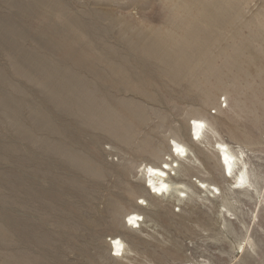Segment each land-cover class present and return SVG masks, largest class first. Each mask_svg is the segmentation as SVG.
Returning <instances> with one entry per match:
<instances>
[{
  "label": "rangeland",
  "instance_id": "374dc122",
  "mask_svg": "<svg viewBox=\"0 0 264 264\" xmlns=\"http://www.w3.org/2000/svg\"><path fill=\"white\" fill-rule=\"evenodd\" d=\"M62 1L0 0V264H264V149L246 148L251 185L223 199L218 230H201L216 216L202 198L162 203L142 230L124 220L137 203L151 210L138 168L153 160L147 146L165 142L164 155L174 133L190 142L183 126L211 90L205 113L224 124V142L264 141V0H220L229 14L218 17L216 0ZM156 39L181 45L171 68L149 56ZM80 157L83 169L72 165ZM113 235L128 256L110 257Z\"/></svg>",
  "mask_w": 264,
  "mask_h": 264
},
{
  "label": "bare ground",
  "instance_id": "6f19581e",
  "mask_svg": "<svg viewBox=\"0 0 264 264\" xmlns=\"http://www.w3.org/2000/svg\"><path fill=\"white\" fill-rule=\"evenodd\" d=\"M62 1V0H61ZM76 1V0H74ZM128 1V0H127ZM185 1V0H184ZM212 1V0H209ZM218 1V3H216L217 7H215L217 9V15L216 17H218L219 15L221 16H227L228 13V9L226 7V5L222 4L220 0H216ZM145 2V1H143ZM58 3V1H57ZM63 3V1H62ZM142 3V2H141ZM230 3V2H229ZM147 4V3H146ZM264 4V3H263ZM137 5V4H135ZM206 5H208L206 3ZM61 6V5H60ZM59 6V7H60ZM63 6V5H62ZM126 6V5H125ZM128 6V5H127ZM239 5H237L238 7ZM165 7V6H164ZM196 7V6H195ZM207 7V6H206ZM236 7V8H237ZM261 7V6H260ZM61 8V7H60ZM121 8V7H120ZM130 8V7H129ZM33 9V8H32ZM31 9V11H32ZM43 9V8H42ZM54 9V8H53ZM63 9V8H62ZM194 9V7H193ZM47 10V9H46ZM124 10V9H123ZM61 11V9H60ZM201 11V10H200ZM189 12V11H188ZM192 12V11H191ZM261 12V11H260ZM51 13V10H50ZM206 13V12H205ZM233 13V12H232ZM207 14V13H206ZM210 14V13H209ZM240 14V13H239ZM203 15V14H202ZM211 15V14H210ZM213 15V14H212ZM211 15V16H212ZM209 16V15H208ZM215 16V15H214ZM203 17V16H202ZM207 17V16H206ZM240 17V16H239ZM228 18V17H227ZM226 18V19H227ZM80 19V18H79ZM195 19V18H194ZM199 19V18H198ZM204 19V18H203ZM210 19V18H209ZM213 19V17L211 18V20ZM246 19V18H245ZM214 20V19H213ZM221 19L217 20L220 21ZM228 20V19H227ZM261 20V19H260ZM259 20V22H260ZM207 21V20H205ZM209 21V20H208ZM224 21V20H221ZM253 21V20H252ZM255 21V20H254ZM76 22V21H75ZM210 23V21L208 22ZM212 23V21H211ZM222 23V22H221ZM230 23V22H229ZM258 23V22H257ZM256 23V24H257ZM17 24V23H16ZM213 24V23H212ZM252 25V26H256ZM175 25V24H174ZM210 25V24H209ZM230 25V24H229ZM246 25V23H245ZM249 25V24H248ZM70 26V25H69ZM234 26V25H233ZM67 27V26H66ZM214 27V26H213ZM216 27V25H215ZM231 27V26H230ZM236 27V25H235ZM242 28V27H241ZM84 29V28H83ZM219 30V29H218ZM238 30V29H237ZM251 30V29H250ZM171 31V30H169ZM217 31V30H216ZM215 31V32H216ZM255 31V30H253ZM67 32V31H66ZM167 32V31H166ZM214 32V31H212ZM234 33V31H233ZM237 33V32H236ZM249 33V32H248ZM166 34V33H165ZM203 34V32H202ZM105 35V34H104ZM160 35V34H159ZM167 35V34H166ZM175 35V34H174ZM247 35V33H246ZM102 36V35H101ZM170 36V35H169ZM211 36V35H210ZM248 36V35H247ZM149 37V36H148ZM177 37V36H176ZM185 37V36H184ZM199 37V36H198ZM170 38V37H169ZM212 38V37H211ZM217 37H215L216 39ZM250 38L252 39V37L250 36ZM254 38V37H253ZM147 39V38H146ZM178 39V38H177ZM187 39V38H185ZM210 39V38H209ZM249 39V38H248ZM255 39V38H254ZM158 42H156V44H151L152 47H149L148 49V54L149 56L155 61V62H162V63H166L168 65L169 68H171V64H173L176 60H180L179 57L181 55H179L181 52H176L177 48H179L181 45H177L174 48H167L164 49V47H160L159 46V39H156ZM161 40V39H160ZM166 40V39H165ZM171 40V39H170ZM217 40V39H216ZM184 41V40H183ZM192 41V39L190 40ZM203 41V40H202ZM206 41V40H205ZM165 42V41H164ZM171 42V41H168ZM189 42V41H188ZM210 42V41H209ZM212 42V41H211ZM210 42V43H211ZM224 42V41H223ZM227 42V41H226ZM161 43V42H160ZM167 43V42H166ZM173 43V42H172ZM171 43V44H172ZM191 43V42H190ZM213 43V42H212ZM219 43V42H218ZM254 43V42H253ZM169 43H167L168 45ZM252 44V43H251ZM259 43H257L258 45ZM140 45V44H139ZM170 45V44H169ZM168 45V46H169ZM194 45V44H193ZM215 45V44H214ZM218 45V44H217ZM222 45V44H221ZM220 45V46H221ZM231 45V44H230ZM248 45V44H247ZM256 45V44H255ZM256 45V46H257ZM146 46V43H145ZM166 46V47H168ZM189 46V45H188ZM224 46V45H223ZM222 46V47H223ZM249 46V45H248ZM262 46V45H261ZM45 47V46H44ZM48 47V46H47ZM170 47V46H169ZM259 47V46H257ZM51 48V47H50ZM188 49H190V47H187ZM186 48V50H187ZM210 48V47H209ZM243 48V47H242ZM241 48V49H242ZM141 49V48H140ZM214 49V47H213ZM230 49V48H229ZM50 50V49H49ZM146 50V49H145ZM182 50V49H181ZM180 50V51H181ZM185 49H183L184 52ZM211 50V49H210ZM85 51V50H84ZM189 51V50H188ZM193 51V50H192ZM198 51V50H197ZM244 51V50H243ZM259 51V50H258ZM264 51V49H263ZM225 52H227L226 50L224 51V55ZM233 52V51H232ZM238 53H240L239 51H237ZM236 52V53H237ZM257 52V51H256ZM99 53V52H98ZM142 53V52H141ZM249 53V52H246ZM251 53V52H250ZM254 53V52H253ZM164 54V55H163ZM206 54V53H205ZM244 54V53H243ZM132 55V54H131ZM140 55V54H139ZM214 55V54H213ZM221 55H223L221 53ZM228 55V54H227ZM247 55V54H246ZM57 56V55H56ZM80 56V55H79ZM130 56V55H129ZM142 56V55H141ZM140 56V57H141ZM216 56V55H215ZM237 56V55H236ZM242 56V55H241ZM240 56V57H241ZM258 56V55H257ZM77 57V56H76ZM86 57V56H85ZM168 57H171L172 62H167L170 61L168 59ZM225 57L228 58V56L225 55ZM233 57V56H232ZM239 57V58H240ZM244 57V56H243ZM263 57V56H262ZM261 57V59H262ZM60 58V57H58ZM73 58V57H72ZM131 58V57H130ZM137 58V57H136ZM193 58V57H192ZM202 58V57H201ZM220 58V57H219ZM234 58V57H233ZM83 59V58H82ZM132 59V58H131ZM183 59V58H182ZM187 59V58H186ZM195 59V58H194ZM242 59V58H240ZM245 59V58H244ZM257 59V58H256ZM260 59V61H261ZM60 60V59H59ZM63 60V59H62ZM68 60V59H67ZM72 60V59H71ZM70 60V61H71ZM77 60H79V58L77 57ZM144 60V59H143ZM203 60L204 57H203ZM264 60V59H262ZM81 61V60H80ZM80 61H77V63ZM200 61V60H199ZM217 61V60H216ZM233 61V60H232ZM244 61V60H243ZM64 62V61H63ZM74 62V61H73ZM72 62V63H73ZM144 62V61H143ZM177 62V61H176ZM187 61H185L186 63ZM201 62V61H200ZM209 62V61H208ZM221 62V61H220ZM178 63V62H177ZM182 63V62H181ZM180 63V64H181ZM246 63V62H245ZM253 63V62H252ZM42 64H44L42 62ZM82 64V62H81ZM176 64V63H175ZM187 64V63H186ZM216 64V62H215ZM230 64V63H229ZM227 64V65H229ZM254 64H256L254 62ZM40 65V64H39ZM38 65V66H39ZM218 65V64H217ZM231 65V64H230ZM258 65V64H257ZM262 65V64H261ZM77 66V65H76ZM200 66V65H198ZM203 66V65H202ZM200 66V68L202 67ZM206 66V64H205ZM223 67V65H221ZM245 66V65H242ZM250 66V65H249ZM252 66V64H251ZM40 67V66H39ZM43 67V66H42ZM78 67V66H77ZM174 67V66H173ZM193 67V66H192ZM211 68V66H209ZM214 67V66H212ZM220 67V66H219ZM228 67V66H227ZM258 67V66H257ZM180 68V67H179ZM194 68V67H193ZM204 68V67H203ZM215 68V67H214ZM230 68V67H229ZM240 68V67H239ZM246 68V67H245ZM83 69V68H82ZM149 69V68H148ZM154 69V68H153ZM159 69V68H158ZM164 69V68H163ZM162 69V70H163ZM177 69V68H176ZM220 69V68H219ZM223 69V68H222ZM228 69V68H227ZM244 69V68H243ZM256 69V68H255ZM255 69H253V74ZM41 70V69H40ZM151 70V69H149ZM170 70V69H169ZM209 70V69H208ZM238 70V69H236ZM262 70V69H261ZM260 70V71H261ZM43 71V70H42ZM41 71V72H42ZM116 71V70H115ZM135 71V70H134ZM138 71V70H137ZM141 71V70H140ZM148 71V70H147ZM146 71V72H147ZM199 71V70H198ZM220 71V70H219ZM250 71V70H249ZM259 71V72H260ZM132 72V71H131ZM151 72V71H150ZM232 72V71H231ZM241 72V71H240ZM117 73V72H116ZM126 73V72H125ZM137 73V72H136ZM152 73V72H151ZM190 73V72H189ZM202 73V70H201ZM208 73V72H207ZM101 74V73H100ZM124 74V73H123ZM128 74V73H127ZM164 74V73H163ZM199 74V73H198ZM211 74V73H209ZM222 74V73H221ZM225 74V73H224ZM235 74V73H234ZM242 74V73H241ZM102 75V74H101ZM120 75V74H119ZM122 75V74H121ZM206 75V74H205ZM213 75V73H212ZM217 75V74H216ZM220 75V74H219ZM245 75V74H244ZM100 76V75H99ZM144 76V75H143ZM203 76V75H202ZM207 76V75H206ZM229 76V75H228ZM235 76V75H234ZM240 76V74H239ZM243 76V75H242ZM247 76V75H246ZM41 77V76H39ZM98 77V76H97ZM114 77V76H113ZM208 77V76H207ZM224 77V76H223ZM245 77V76H243ZM45 78V77H44ZM166 78V77H165ZM171 78V77H170ZM200 78V77H199ZM222 78V77H221ZM249 78V77H248ZM251 78V77H250ZM49 79V78H48ZM47 79V80H48ZM81 79V78H80ZM99 79V78H98ZM97 79V80H98ZM146 79V77H145ZM149 79V78H148ZM239 79V78H237ZM236 79V80H237ZM257 79V78H255ZM40 80V79H39ZM142 80V78L140 79ZM158 80V77H157ZM161 80V79H160ZM164 80V79H163ZM234 80V79H232ZM51 81V80H50ZM108 81V79H107ZM106 81V82H107ZM111 81V80H110ZM139 81V80H138ZM216 81V80H215ZM219 81V80H218ZM222 81V80H221ZM241 81V80H240ZM244 81V80H243ZM257 81V80H256ZM102 82V81H101ZM148 82V81H147ZM165 82V80L163 81V83ZM171 82V81H170ZM203 82V81H202ZM225 82V80H224ZM247 82V81H246ZM44 83V82H43ZM104 83V82H103ZM108 83V82H107ZM155 83V82H154ZM153 83V84H154ZM166 83V82H165ZM209 83H211L209 81ZM214 83V81H213ZM212 83V85H213ZM219 83V82H217ZM251 85H253V82ZM262 83V82H261ZM47 84V83H46ZM109 84V83H108ZM111 84V83H110ZM171 84V83H170ZM221 84V82H220ZM219 84V85H220ZM223 84V83H222ZM240 84V82H239ZM207 85V84H206ZM245 85V84H244ZM250 85V87H251ZM257 85V84H256ZM190 86V85H189ZM210 86V85H209ZM224 86V85H222ZM249 86V85H248ZM48 87V86H47ZM147 87V84H146ZM216 87V86H215ZM260 87V86H259ZM133 88V87H132ZM148 88V87H147ZM202 88V87H201ZM210 88V87H209ZM208 88V89H209ZM212 88V87H211ZM217 88V87H216ZM149 89V88H148ZM220 89V88H219ZM237 89V88H236ZM234 89V90H236ZM249 89V87H248ZM247 89V90H248ZM259 89V88H258ZM261 89V88H260ZM119 90V89H118ZM145 90V89H144ZM192 90V89H191ZM211 90V89H210ZM223 90V89H222ZM229 90V89H228ZM239 90V89H238ZM242 90V89H241ZM244 90V89H243ZM262 90V89H261ZM195 91V90H194ZM212 91V90H211ZM210 91V92H211ZM218 91V90H217ZM221 91V90H220ZM227 91V90H225ZM237 91V90H236ZM235 91V92H236ZM264 91V90H263ZM58 92V90H57ZM92 92V91H91ZM90 92V93H91ZM118 92V91H117ZM140 92V91H139ZM149 92V91H148ZM208 93L205 97V100L201 103V106L199 109L194 110L193 112H191V114L189 115V119H188V127H186L185 125L183 126V131H184V136L186 135V133H189L190 136V142H185L183 139L180 138L179 135H177V133H174V136L172 138H170V142L171 145L169 143V152L165 153L163 155V153L166 151V145H164L163 143L159 144V145H148L147 148V153L150 155L152 162H147L145 164H140L139 165V173L143 179L144 182V189L140 188L141 192L142 190L144 191V195H143V199L141 200L142 203H144V207L151 209L150 212H148L145 215V210L142 209V206H138V203L136 204V208L126 212V214L124 215V220L127 219V223H129V225L131 226V228H136L138 230H142V228L144 226H146L145 224L147 223V219L150 218L153 220H156V218L158 219L160 216V210L163 207L162 203H165L166 205H182L185 202H190V201H195L196 199L198 200L199 198L203 199L205 202H207L206 204V208L211 211L212 213H214L216 216L215 218L208 219L206 220V222L203 224L202 222V227L201 230L202 231H209V230H218V228L221 226H225V223L227 221V216L229 213V211H227L226 209L224 210H220V211H216V209H218L220 207L223 199L229 197L230 195H233L235 193H239L241 190L246 189V187L251 185V176H250V170H249V161H248V150L246 151V148H250V147H257V151L261 150V152L263 151L264 147V141H260L259 138L260 137H255L256 140L253 141L250 139V137H241V140L238 141V147H236L235 149L233 147H231L228 143L224 142L223 139L220 136V127H221V123L220 119L218 118H208L206 116V108L212 104L213 99H214V92L212 94ZM216 92V90H215ZM231 92V91H230ZM234 92V93H235ZM238 92V91H237ZM241 92V91H240ZM239 92V93H240ZM246 92V91H245ZM251 92V91H250ZM253 92V91H252ZM55 93V92H54ZM147 93V92H146ZM151 93V92H150ZM233 93V94H234ZM244 93V92H243ZM254 93V92H253ZM51 94V93H50ZM93 94V93H92ZM121 94V93H120ZM148 94V93H147ZM242 94V92H241ZM240 94V95H241ZM252 94V93H251ZM259 94H261L259 92ZM125 95V94H124ZM247 95V93H246ZM258 95V94H256ZM89 96V95H88ZM102 96V95H101ZM100 96V97H101ZM138 96V95H137ZM148 96V95H147ZM224 96H226L227 100L230 102V95L228 93H224ZM236 96V94H235ZM239 96V94H238ZM242 96V95H241ZM255 96V95H254ZM99 97V96H98ZM216 97V96H215ZM256 97V96H255ZM88 98V97H87ZM90 98V97H89ZM151 98V97H150ZM153 98V97H152ZM221 98V97H220ZM218 98V99H220ZM238 98V97H236ZM98 99V98H97ZM90 100V99H89ZM96 100V99H95ZM235 100V101H234ZM234 106L235 109H237L236 107L239 106V102L236 101L237 99L234 98ZM250 100V99H249ZM248 100V101H249ZM252 100V99H251ZM257 100V99H255ZM259 100V99H258ZM263 100V98H262ZM81 101V100H80ZM94 101V100H93ZM242 101V100H241ZM254 101V100H253ZM260 101V100H259ZM125 101H123L124 103ZM263 102V101H262ZM122 103V104H123ZM232 103V102H231ZM90 104V103H89ZM247 104H249L247 102ZM256 104V103H253ZM71 105V104H70ZM86 105V104H85ZM107 105V104H106ZM128 105V104H127ZM230 105V104H229ZM246 105V104H245ZM257 105V104H256ZM72 106V105H71ZM91 106V105H90ZM125 106V105H124ZM129 106V105H128ZM127 106V108H128ZM141 106V105H138ZM244 106V105H243ZM248 106V105H247ZM130 107V106H129ZM245 107V106H244ZM249 107V106H248ZM246 110H250V109ZM251 107V106H250ZM75 109V107H74ZM87 109V108H86ZM131 109V107L129 108ZM139 109V107H138ZM230 109V108H229ZM239 109V108H238ZM237 109V110H238ZM91 110V109H90ZM117 110V109H116ZM232 111V106L231 109ZM259 110L260 107H259ZM243 108L242 110L240 109V112L236 115L237 117H241L244 113H243ZM264 111V110H263ZM219 112L221 113V110L219 109ZM233 112V111H232ZM231 112V113H232ZM237 112V111H236ZM118 113V112H117ZM223 113V112H222ZM230 113V111H229ZM228 113V114H229ZM235 113V112H234ZM251 113V112H249ZM89 114V113H88ZM121 114V113H120ZM123 114V113H122ZM127 114V113H126ZM134 114V113H133ZM233 114V113H232ZM253 114V111H252ZM257 114V113H256ZM117 115V114H116ZM230 115V114H229ZM245 115V114H244ZM247 115V114H246ZM251 115V114H250ZM259 115V114H258ZM228 116V115H227ZM253 116V115H252ZM129 117V116H128ZM234 117V116H233ZM257 117V116H256ZM261 117V116H260ZM228 118V117H227ZM245 118V117H244ZM252 118V117H251ZM232 119V118H231ZM234 119V118H233ZM240 119V118H239ZM242 119V118H241ZM250 119V118H249ZM248 119V120H249ZM129 120V119H128ZM131 120V119H130ZM229 120V119H228ZM252 121V119H250ZM118 121V120H117ZM232 121V120H229ZM249 121V122H251ZM254 121V120H253ZM260 122V121H259ZM264 122V121H263ZM135 124V123H133ZM223 124V123H222ZM249 124V123H248ZM247 124V125H248ZM257 124L258 121H257ZM261 124V123H260ZM224 125V124H223ZM256 125V124H253ZM249 126L251 127V125L249 124ZM50 127V126H49ZM225 127V126H223ZM222 127V128H223ZM138 128V127H137ZM182 128V127H181ZM234 128V127H232ZM244 128V127H243ZM255 127L253 126L252 129H254ZM259 127H257L258 129ZM177 129V128H176ZM48 130V129H47ZM121 130V129H119ZM174 130V129H173ZM181 130V129H180ZM189 130V132H187ZM224 129H222L221 131H223ZM230 130V129H228ZM227 130V131H228ZM246 130V129H245ZM259 130V129H258ZM138 131V130H136ZM232 131V130H231ZM177 132V131H175ZM243 133V131H241ZM248 132V131H247ZM246 132V133H247ZM250 132V130H249ZM252 132V131H251ZM180 133V132H179ZM238 133V132H237ZM237 136V135H236ZM251 136V135H249ZM253 136V135H252ZM258 136V135H257ZM71 138V137H70ZM153 138V137H152ZM188 138V137H187ZM237 138V137H236ZM148 139V138H147ZM151 140V139H150ZM236 140V139H235ZM146 141V140H144ZM149 142V141H148ZM154 142V141H153ZM195 142V143H194ZM196 142L198 145H196ZM158 143V142H157ZM68 150V149H65ZM251 150V149H250ZM73 151V150H72ZM67 152V151H66ZM146 152V151H145ZM65 153V152H64ZM69 153V151H68ZM257 153V152H256ZM255 153V154H256ZM67 154V153H66ZM76 154V153H74ZM146 154V153H145ZM253 154V152H252ZM82 155V154H79ZM68 156V154H67ZM71 159V158H70ZM212 160H214L216 163L213 166V168L210 166V163ZM90 162V161H89ZM85 164V161L80 157L79 159H75L72 161V165L73 167L77 168V169H81ZM213 164V162H212ZM50 168V166H49ZM141 168V169H140ZM48 169V168H47ZM83 169V168H82ZM94 169V168H93ZM50 171V169H48ZM214 171L218 172V175L214 174ZM95 172V171H94ZM198 173L200 175H202V177H200V179L196 180L197 183L194 182V184L190 181L191 180V176L192 173ZM220 172H222V177H220ZM138 173V172H137ZM90 174V173H89ZM94 174V173H92ZM218 176V177H217ZM217 178L220 179V182H218ZM188 180V181H187ZM222 181V182H221ZM222 183H225L227 185H229V188L227 189V187H222ZM147 184V186H146ZM222 184V185H221ZM132 185V184H131ZM232 187V188H231ZM133 188V187H132ZM132 191V189H131ZM130 191V192H131ZM137 191V190H135ZM139 191V193H140ZM134 192V189H133ZM105 194V193H104ZM138 194V193H137ZM203 194L202 197H200V195ZM162 199L161 201L158 199ZM264 198V196H263ZM139 199V198H138ZM137 199V201H138ZM140 200V199H139ZM136 201V202H137ZM219 201V202H218ZM110 206V205H109ZM204 206V205H203ZM116 207V206H115ZM197 207V206H196ZM110 208V207H109ZM192 208V207H191ZM205 209V210H207ZM195 210V209H193ZM192 210V211H193ZM163 211V210H162ZM191 212V209H190ZM205 212V211H204ZM208 212V211H207ZM206 215V214H205ZM161 217V216H160ZM199 219V218H198ZM204 219V218H203ZM207 219V218H206ZM196 220V219H195ZM194 220V221H195ZM205 220V219H204ZM187 221V220H186ZM180 222V221H179ZM126 225V222H124ZM177 223V222H176ZM175 223V224H176ZM182 223V222H181ZM91 224V223H90ZM219 227H216V226ZM195 226V225H194ZM196 227H198L196 225ZM188 229V228H187ZM192 229V228H191ZM193 230V229H192ZM192 232V231H191ZM134 240H136V238L130 240V243L132 242V244L134 243ZM248 240H250V237H248ZM137 241V240H136ZM108 249H109V255L110 257H126L128 256V254L131 251L130 246L127 245L125 243V241L117 236V235H113L110 238V242L108 244ZM177 249V248H176ZM181 253V252H180ZM174 258V257H173ZM164 262V261H163ZM206 264H210V263H206Z\"/></svg>",
  "mask_w": 264,
  "mask_h": 264
},
{
  "label": "built area",
  "instance_id": "2783aa9c",
  "mask_svg": "<svg viewBox=\"0 0 264 264\" xmlns=\"http://www.w3.org/2000/svg\"><path fill=\"white\" fill-rule=\"evenodd\" d=\"M224 107H225V105H224Z\"/></svg>",
  "mask_w": 264,
  "mask_h": 264
}]
</instances>
